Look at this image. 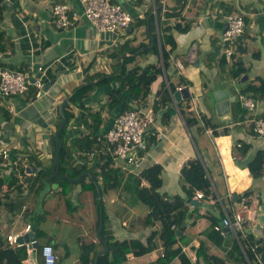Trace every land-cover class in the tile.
Segmentation results:
<instances>
[{
	"label": "crops",
	"instance_id": "obj_1",
	"mask_svg": "<svg viewBox=\"0 0 264 264\" xmlns=\"http://www.w3.org/2000/svg\"><path fill=\"white\" fill-rule=\"evenodd\" d=\"M53 1L55 0H22L23 7L20 0H9L13 3L12 7L0 4L4 6L0 7L3 14L0 29L4 31L5 43V48L0 50V64L13 69L26 66L43 84L51 82L46 91L40 90L39 93L34 85H30L26 92L10 98L4 99L0 94V105L10 113L9 119L0 117L2 141L8 149V157H0L1 174L10 172V165L16 163L17 157L21 158L26 175L34 174L41 168L52 167L56 146L53 133L58 125L59 106L63 99L68 97L67 103H70L69 96L73 89L88 76L101 75L88 80L96 82L104 77L103 73H112L113 66H118L121 58L129 54L124 52L120 58L113 56L115 49L126 40H130L133 47L143 44L128 67L145 66L148 63H156L162 67L160 55L152 51L151 47L154 38L159 41L161 34L164 40V36L172 32L176 46L170 50V64L167 70L162 69L151 82L144 101L153 107L155 119L145 135V150L135 161L136 168L130 169L138 173L142 168L158 162L162 169L166 166L173 167L180 174V168L186 160L200 153L210 154L211 149L214 163L206 165V159H202L216 195L214 197L204 193L203 198L197 199L193 193L192 199H197L199 205L190 203L193 216L185 219L184 229L180 232L187 239L179 241L178 244L192 262L198 259V264H204L196 254L198 245H201L202 250L210 257L220 258L227 264L238 262L244 252L241 239L239 241L230 231L225 235L212 231L214 229L211 218L216 217L219 221L224 215V208L234 204L236 199H230L229 193L232 196L234 193L241 196L245 191H249L250 214L254 219L247 226V231L254 235L252 225L256 220H261L263 227L264 219H261V214L264 211L261 206L264 204V197L250 188L253 178L261 177L264 183V171L262 175L253 177L247 167H241L240 162L248 150L242 153L237 143L250 144L247 137L258 135L253 131L252 120L255 117H264V97L255 99L251 96L255 102V112L251 114L247 111L241 119L234 120L233 105L239 99V92L245 83L253 80L255 76L264 78V0H114L133 16L130 24L118 32L99 31L86 18L67 27H56L51 10ZM65 1L75 9L81 8L79 0ZM233 12L243 14L246 27L241 35L232 43H228L223 40L222 35L228 16ZM175 22L187 24L188 28L184 31L167 30V27ZM250 47L256 50H251ZM166 48L169 49L170 44H166ZM227 49H231L232 53L228 54ZM259 50L257 57L254 53ZM250 53L252 59L249 58ZM235 61L242 62L246 67L247 79L243 82H239V79L244 74L240 77L232 75ZM177 62L182 65L181 69ZM227 78L231 80V85L226 83ZM170 82L175 85V89L176 86H186L190 97L176 101L173 96L175 89L169 88ZM116 86L115 82L94 86L83 101L84 105L97 109L106 101L110 90ZM215 89H225L229 97L235 96L233 101L226 99L229 102L230 118L218 117L217 101L213 94ZM191 98L196 100L195 109L201 117L200 124L202 125L203 121L205 123L202 129H197V125L192 127L202 130L211 145L208 147L203 142L196 148L197 153L191 141L195 145L194 138L199 137L201 131H197L193 136L192 127L186 125L182 114V109L189 111L186 105ZM129 100L130 93L124 90L123 101L127 103ZM68 110L72 115L66 126L64 141L71 143L75 136L87 132V129L81 121L83 109L79 105L70 104ZM192 111L199 117L193 109ZM104 116L107 117L106 114ZM213 124H216L215 128L212 127ZM111 125L112 119H108L102 125V130L106 131ZM259 147L264 148V139ZM100 151L99 147L87 155L89 166L95 167L98 162L103 161L100 159ZM74 158L78 164L84 163L79 154ZM147 159L149 161L145 162ZM164 160L169 162L168 165L163 163ZM114 163L113 159L112 164L115 165ZM30 167H34V171H28ZM85 170L89 171L91 176L84 174L86 177L82 182L79 179H69L71 183L62 181L61 184L54 179L41 178L32 192L26 194L24 191V203L16 214L12 215L1 207L2 237L5 238L8 233L23 234L27 232L25 227L28 224L31 226L29 230L34 229L35 234L36 229L40 228L46 232V236L37 239L42 240L41 245L47 241L53 245L58 255L56 264H83L84 256L90 258L94 250L101 251L103 242L101 245L97 235L98 208L95 194L89 185L94 178L89 169ZM18 176L24 177L21 173H18ZM52 176L55 175L51 173L49 177ZM219 187L224 189V196L219 192ZM216 197H220L222 203ZM212 204L219 208L218 214L214 212ZM193 208L197 209L198 216H195ZM134 214V210H131L123 219L121 229L125 236L119 238L117 217L110 210L106 221L107 232L117 239L144 240L151 229L160 228L158 222L148 228L144 224V218L143 222L139 221L138 218L134 219ZM30 216L38 220L31 221ZM229 235H232L231 239H228ZM81 236L87 240H81ZM214 238L221 240L218 242ZM75 240L81 247L79 252L71 250ZM89 245L92 247L88 248ZM162 252L159 241V246L154 250L141 255L128 253L127 258L119 264H163L159 260ZM61 253L66 254L67 262L62 263ZM40 260V254L37 253L35 262L28 255L24 263L39 264ZM178 263L179 259L175 257L166 264ZM86 264L91 263L89 261Z\"/></svg>",
	"mask_w": 264,
	"mask_h": 264
},
{
	"label": "trees",
	"instance_id": "obj_2",
	"mask_svg": "<svg viewBox=\"0 0 264 264\" xmlns=\"http://www.w3.org/2000/svg\"><path fill=\"white\" fill-rule=\"evenodd\" d=\"M3 1L5 0H0V4ZM0 7L3 8L4 6ZM2 17L3 14L0 12V20ZM187 28V24L181 25L180 22H175L173 25L168 26L167 30L184 31ZM162 37L163 36L160 34L159 41L157 38H154V44L151 47L152 51H155L160 55L162 67L156 63H148L145 66L128 67V64L134 60V56L138 53L143 44L133 47L130 40H126L119 48L115 49L113 53V56L116 58H120L123 52L129 53L121 58L117 69L113 70L110 74L103 73L104 77L102 79L91 84L87 83L89 79H96L101 75L88 76V78L73 89L69 96L70 103H67L65 106L67 121L59 132L62 144L59 153V160L56 165V171L60 174H66L70 178L78 177L85 169H89L92 173L94 179H91L89 185L95 194V200L98 208L97 211L99 217L97 225H99L100 215H102L103 227L101 234L108 244V250L98 256L97 264H119L127 258L128 253L141 255L154 250L159 246V241L163 248L162 256L159 257L161 263H169L173 258L177 257L179 259L178 264H198V259L196 262H192L182 246L178 244L179 241L183 242L187 238H185L182 233L179 234L177 230L180 228L182 221H184L188 216H193L190 211V201L192 200L193 193H195L196 190H202L205 194H212L214 197L216 195L202 157L195 156L194 158L188 159L180 168V177L184 182L182 188L185 195L174 194L173 196H169L159 191L163 181L161 177L162 165L160 163L154 162L142 168L138 173H134L130 169V165L128 167L113 165V158L110 151L107 149L106 144L102 140L97 139V137L102 135L104 132L102 130V125L105 121L108 119H110V121L112 119L113 121L116 115L125 110L146 107L148 105L144 101H146L149 86L162 69L167 70L170 64V50H173L176 46L172 32L166 34L164 36V40ZM166 44H170L169 49L166 48ZM4 48V31L0 29V50H3ZM259 54L260 50L254 53L257 57ZM222 60H224V58ZM25 68L26 66L20 67V69ZM245 70L246 67L242 65V62L235 61L231 72L233 76L240 77L242 74L246 73ZM111 82L117 83V86L110 90L103 105L97 109H90L84 105L83 101L90 94L94 86L105 83L109 84ZM169 88L170 90H174L175 85L170 82ZM124 90H127L130 93V100L127 103L123 101ZM240 92L250 93L255 99L264 97V78L261 76H255L253 80L245 83V86L242 87ZM34 93L35 92H33V94ZM70 104L79 105L83 109L81 111V121L86 127L87 132L80 133L73 138L71 143H66L64 141V133L66 131L68 120L72 115V113L68 110V108H70ZM186 107L189 111L182 109L186 125L188 127L197 125V129L204 128V121L201 125L200 119L196 117L192 111L190 99H188ZM247 111L246 107L241 105L239 99L235 101L233 105L234 120H237V118H243ZM104 114H106L107 117H105ZM0 117L1 119L10 118L8 109L2 105H0ZM60 120L61 116L58 114V123ZM215 126L216 124H213L212 127L215 128ZM99 147L101 148L100 159L103 161L98 162L95 167H91L89 166L87 155ZM239 147L242 153H245L250 147V144L240 143L238 148ZM144 150L140 152V156ZM77 154H79V156L84 160L83 164L75 162L74 156ZM10 166L11 169L8 174L3 175L0 171V208H5L8 213L12 215L20 211L22 204L24 203V191L27 192L26 194L32 192L35 184L41 178L47 177L51 180L54 179L60 181L61 184L62 181L71 183L69 178L66 177H49L52 173L51 166L45 169L41 168L34 174L26 175L23 172L25 167L19 157H17L16 163ZM246 167L253 177H258L263 174L264 148L258 149L255 152L254 156L246 163ZM18 173L23 174L24 177L20 178ZM85 177L86 175L83 174L81 178H79V181L82 182ZM119 186L132 192L138 200L148 206V212L144 217L145 226H153L156 222H158L160 226L159 229H151L144 240L139 238L117 239L107 232L105 221L108 218V214L103 208L100 210L97 188L100 190L102 202L103 193L107 192L111 188H117ZM248 194L249 191H245L243 193L245 196H248ZM193 211L196 213L195 216L199 215L196 208H193ZM30 217L31 221L36 222L38 220L33 219V216ZM211 221L212 223L217 222V218L212 217ZM180 229L183 230L184 227ZM262 230L263 235L261 237L255 238L252 233H248L245 238L241 239L244 252H242L243 255L240 256V259L243 261V264H261L256 259L251 246L257 244L256 252L260 254L264 252V221ZM212 231L217 234L219 233L215 230ZM36 235L41 239L46 236V232L37 228ZM214 239L218 242L221 240V238ZM37 241V253L40 254L39 248L41 244H39V239H37ZM99 242L102 245V241L99 240ZM89 246L90 247L88 248L92 247V245ZM92 253L93 254L90 258L87 256L83 257V264H86L89 261L91 264L94 263L97 251L94 250ZM196 254L198 257H201L204 264H227L220 258L215 259L210 257L204 250H202L201 245L196 247ZM27 256V248L24 245L12 247L8 244L6 237L3 238L0 233V264H25L24 259ZM262 262L264 264V260H262ZM39 264H43L42 259Z\"/></svg>",
	"mask_w": 264,
	"mask_h": 264
},
{
	"label": "built area",
	"instance_id": "obj_3",
	"mask_svg": "<svg viewBox=\"0 0 264 264\" xmlns=\"http://www.w3.org/2000/svg\"><path fill=\"white\" fill-rule=\"evenodd\" d=\"M79 3L81 8L78 10L65 0L53 1L51 10L55 26L67 27L75 24L82 18H86L99 31L118 32L127 27L133 20L132 14L114 0H79ZM245 27L246 21L243 14L233 12L228 16L227 27L222 35L223 40L232 43L235 38L244 32ZM227 53H232V50L227 49ZM177 65L181 69L182 65L179 62H177ZM32 77L33 80H31ZM30 85H34L38 89L37 93H39L43 81L33 76L31 71L26 68L13 69L0 64V94L4 99L26 92ZM181 87L176 86V89H181ZM238 97L241 105L246 107L248 111L251 112L254 109L255 102L251 95L239 92ZM190 103L194 107L195 99L191 98ZM195 113L201 119L196 109ZM154 119V109L149 105L125 110L116 115L110 128L97 137L98 140H102L106 144L116 166L128 167L140 158V152L146 146L145 135ZM252 121L253 131L258 135H264V117H255ZM237 146H240V143H237ZM0 157L3 159L8 157V149L2 141L1 127ZM194 196L197 199H201L205 194L202 190H196ZM228 196L230 199L233 198L230 193ZM248 197L241 195L234 201L232 206L224 208V215L219 221L212 223V228L221 235H225L227 231H230L239 241L245 238L249 232L247 231V226L254 219L253 215L250 214L251 209ZM216 199L222 203L220 197H216ZM30 228L31 226L28 224L25 230L28 231ZM20 235L22 233H8L6 240L12 247L24 245L27 248L28 255H30L35 239L19 241L18 237ZM256 246L257 244L252 245V250L255 253L256 259L263 264L261 254L256 252ZM39 252L43 264H56L58 255L51 243H43L39 248Z\"/></svg>",
	"mask_w": 264,
	"mask_h": 264
},
{
	"label": "rangeland",
	"instance_id": "obj_4",
	"mask_svg": "<svg viewBox=\"0 0 264 264\" xmlns=\"http://www.w3.org/2000/svg\"><path fill=\"white\" fill-rule=\"evenodd\" d=\"M250 48H251V50H256L254 47H250ZM249 58L252 59L251 53L249 54ZM247 64L249 67L250 65L248 62H247ZM113 69L114 70L117 69V65H114ZM249 73H251V71H249ZM226 83L228 85H231V80L229 78H227ZM235 84L236 83H234V85ZM237 84H238V82H237ZM196 105L197 104H196V100H195V106L194 107L192 106V109L194 111H195V108L197 109ZM254 112H255V107L250 113L253 114ZM197 131H201V132H199V137L194 138L195 145L190 140L192 146L195 149V152H196V148L198 149L199 148L198 146H201L203 142L206 143V145L208 147L210 145V142H209L207 136L204 133H202L203 132L202 130H197L195 127L191 128V132H192L193 136L196 134ZM247 139L250 140V147L248 148V151H247L245 157L242 158V161L240 162L241 167H244V168H246V162L254 156L255 152L258 149H262L261 147H259V144H261L262 140L264 139V135H255V136L250 137V138L247 137ZM210 147H211V145H210ZM210 152L212 153L211 149H210ZM211 153L207 154V155H202L200 153L197 155L199 157H202L203 159H206L205 163H206V165H209L211 163H214L213 158H212L213 154H211ZM148 161L149 160L147 159L145 162H148ZM163 163L168 165L169 162L167 160H164ZM130 167L136 168L135 162L130 164ZM215 174L216 173L214 172L213 175H215ZM161 177L163 180V184L159 188V191L161 193L166 192L168 195H174L173 193L177 192L176 194L179 193L180 195H185V193L182 190V184H184V182H183L182 178L180 177L179 172L176 171L173 167H170V168L168 166L164 167L162 169V172H161ZM250 190H253V192L260 194L262 198L264 197V183H263L261 177L253 178V182L251 184ZM219 192L224 196V189L222 187H219ZM121 197H123V198H121ZM211 207L213 208L214 212L218 214L219 208L215 204H212ZM101 208H103L107 214L109 213L110 210L114 214H116L117 221H118V227H119L118 230L120 232L117 234V236L119 238L125 236L122 234L123 230L121 229V227H123V225L121 223H122L123 219L130 214L131 210H134V213H135L133 216L134 219L138 218L139 221H142V222H143V218H144L145 214L148 212V206L145 203L138 200L132 192L127 191L125 189H122L120 186L117 188H111L107 192L103 193V200H102V202H100V210H101ZM121 216H123V217L121 218ZM106 221H107V219H106ZM106 221H105V225L107 228L108 222L106 223ZM261 224H262L261 220H256V222L252 225V229H253V233H254L255 238H258V237L263 235V230H262ZM148 228H149V226H148ZM229 236L230 237H228V239H231L232 235H229ZM80 238L83 241L87 240L86 237H84V236H81ZM39 242H40L39 244H41L42 240H40ZM73 245L74 246L71 248V250L75 251V252H79L81 247H80L77 240L74 241ZM61 259H62V263H65L68 260L66 257V254H63V253H61ZM234 264H243V261L240 259L238 262H235Z\"/></svg>",
	"mask_w": 264,
	"mask_h": 264
},
{
	"label": "water",
	"instance_id": "obj_5",
	"mask_svg": "<svg viewBox=\"0 0 264 264\" xmlns=\"http://www.w3.org/2000/svg\"><path fill=\"white\" fill-rule=\"evenodd\" d=\"M22 0H20V5L23 7V4L21 2ZM1 5H7L8 7H12L13 6V3L12 2H9L7 0L3 1L1 3ZM227 27V23H226V26L225 28ZM247 79V75H242L239 79V82H243ZM31 80H33V78H31ZM95 80H91V81H88V83H94ZM50 83L51 82H48V83H44L41 87V90L42 91H46L49 86H50ZM213 94H214V97L217 101V103H220V102H225L226 99H229L230 101H233L235 99V96H231L229 97L226 93V90L225 89H215L213 91ZM173 96L175 97L176 101H180V99L182 98H189L190 97V92H189V89L184 86V87H181V89H176L174 92H173ZM68 101V97L64 98L63 101L61 102L60 106H59V114L61 116V121L58 123L53 135H54V138L56 140V146H55V151H54V162L52 164V167H51V171H52V175H55V176H63V177H66V178H69L70 180H73V181H76L78 180L79 178H81V176L83 174H87L89 176H91L90 172L85 170L83 171L78 177H75V178H70L68 177L66 174H60L56 171V165L58 163V160H59V153H60V149H61V139L59 137V132L61 130V128L63 127V125L66 123L67 121V116L65 114V105ZM228 108H229V105H228ZM31 169H28V171H34V167H30ZM97 193H98V199L99 201L101 202V193H100V190L99 188H97ZM239 194L237 193H234L233 195V198L234 199H238L239 198ZM190 203L192 205H199V201L197 199H192L190 201ZM261 210L264 211V204L261 206ZM261 219L263 220L264 219V213L261 214ZM186 223V220L182 221V223L180 224V228L184 227ZM102 227H103V218H102V215H100V222H99V225L97 227V235L99 237V239L103 242L104 246H103V249L99 252L96 253L95 255V259H94V264H97V258L100 254H102L103 252L107 251L108 250V244H107V241L102 237ZM178 229L177 232L180 233L181 232V229ZM227 229V227H225ZM227 233H229V231H227ZM30 239H35V241L33 242L32 244V248H31V251H30V257L32 258V261L35 262L36 260V255H37V251H38V241H37V236L34 232V229H31V230H28L27 232L23 233L22 235H20L18 237V240L19 241H28ZM261 259L264 260V252L261 254Z\"/></svg>",
	"mask_w": 264,
	"mask_h": 264
},
{
	"label": "bare ground",
	"instance_id": "obj_6",
	"mask_svg": "<svg viewBox=\"0 0 264 264\" xmlns=\"http://www.w3.org/2000/svg\"><path fill=\"white\" fill-rule=\"evenodd\" d=\"M228 105L229 102L227 100L216 104L217 115L220 119L230 118Z\"/></svg>",
	"mask_w": 264,
	"mask_h": 264
}]
</instances>
